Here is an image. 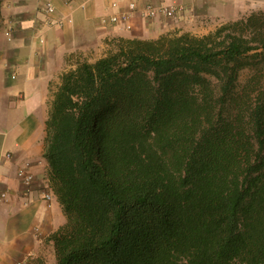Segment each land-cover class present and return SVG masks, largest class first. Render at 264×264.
<instances>
[{
	"label": "trees",
	"instance_id": "16d2710c",
	"mask_svg": "<svg viewBox=\"0 0 264 264\" xmlns=\"http://www.w3.org/2000/svg\"><path fill=\"white\" fill-rule=\"evenodd\" d=\"M260 18L113 36L62 73L44 150L66 218L54 264H264V93L248 129L234 110L239 69L264 60Z\"/></svg>",
	"mask_w": 264,
	"mask_h": 264
},
{
	"label": "crops",
	"instance_id": "0c3cea01",
	"mask_svg": "<svg viewBox=\"0 0 264 264\" xmlns=\"http://www.w3.org/2000/svg\"><path fill=\"white\" fill-rule=\"evenodd\" d=\"M130 1L136 7L131 27L125 29L101 22L113 12L109 0H2L10 9V20L4 21L14 36L5 43L0 38V192L6 193L0 198V264H42L47 251L55 259L49 236L66 218L52 188L50 206L43 199L42 181H50L44 157L46 120L53 92L62 73L75 64L73 51L80 43L91 46L97 59L113 36L153 39L172 31L203 35L261 5V0H121L119 9L125 10ZM45 2L54 5L52 17L41 9ZM172 2L182 6L172 19L143 16L145 3ZM4 67L9 78L2 76ZM25 159L34 174L29 192L15 175Z\"/></svg>",
	"mask_w": 264,
	"mask_h": 264
},
{
	"label": "rangeland",
	"instance_id": "374dc122",
	"mask_svg": "<svg viewBox=\"0 0 264 264\" xmlns=\"http://www.w3.org/2000/svg\"><path fill=\"white\" fill-rule=\"evenodd\" d=\"M3 5H4V9L2 8ZM9 10H10L9 7L6 6V2L3 4L2 0H0V38L2 39L4 43L6 42V39H7V37L4 35V31L9 28L8 26H6V23L4 20L6 19L7 21L10 20L9 17L11 16H10ZM252 12L256 14L260 13L261 14L260 20H262L264 23V0H261V5H258L255 9H253L252 11L246 14H242L237 19L242 18V17L244 18L248 16L249 14H251ZM172 18H167V19H172ZM3 24L5 26H3ZM12 36H14L13 28H11V37ZM106 46L101 51V55L107 48ZM73 53H74L73 61L76 60L77 58H80V59L86 58L88 61L93 62L94 60H96L95 57H97L96 56L97 54H95V50L91 46L90 47H86L85 45L81 46V43L79 44V47L73 51ZM245 61L247 62L248 60L245 59ZM254 64L255 65L251 64V61H248L243 68L239 69L238 77L236 81L237 91L242 93V91L245 90L247 93H249V97L247 98L246 102L245 103L238 102L239 105H237V107L234 108V110L241 109V117H243V124L245 125L247 129L249 128L248 120H249V115H250V111L252 108V105L250 107V104L254 102V100L256 99L257 96H259V94L264 93V60H260V59L256 60L254 61ZM9 73L10 72L8 68L4 67L3 75H2L3 78L5 77L9 78L10 76ZM233 112L235 113V111ZM232 117H234V115H232ZM247 132H250V131L247 130ZM50 253L51 251H47V253L45 254L43 258L44 262L42 264H54L55 259L54 261H53V258L49 259Z\"/></svg>",
	"mask_w": 264,
	"mask_h": 264
},
{
	"label": "built area",
	"instance_id": "2783aa9c",
	"mask_svg": "<svg viewBox=\"0 0 264 264\" xmlns=\"http://www.w3.org/2000/svg\"><path fill=\"white\" fill-rule=\"evenodd\" d=\"M121 0H109V6L113 9V12L108 14L107 16H103L101 18L102 23H113V24H121L125 29H130L131 23L130 18L132 15V11L135 9L136 5L134 1H130L127 4V8L125 10H120ZM42 11L47 14L49 17L54 15V5L51 2H45L42 7ZM143 16L145 18H155L158 16H163L165 18H172L176 16L181 10L182 6L177 4L176 2H172L170 4H152V3H145L143 6ZM49 23H54V20L51 18ZM58 25L61 24L59 20L57 22ZM5 36L10 39L11 37V27H9L5 31ZM42 41V40H41ZM6 158L10 157L9 153L4 155ZM16 178L24 187L25 192L30 191V187L34 182V174L31 171V161L28 159L23 160L18 167L16 168L15 172ZM43 187L46 188V191L43 193V199L46 201V205L50 206V199H51V183L48 178L43 179L42 181ZM6 193L4 191L0 192V198H4Z\"/></svg>",
	"mask_w": 264,
	"mask_h": 264
}]
</instances>
